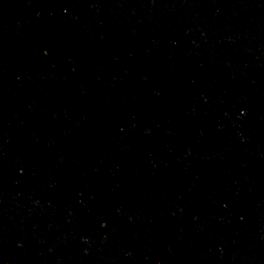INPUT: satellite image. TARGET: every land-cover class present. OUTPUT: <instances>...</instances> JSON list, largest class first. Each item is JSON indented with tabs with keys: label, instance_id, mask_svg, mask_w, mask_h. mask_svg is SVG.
I'll use <instances>...</instances> for the list:
<instances>
[{
	"label": "water",
	"instance_id": "water-1",
	"mask_svg": "<svg viewBox=\"0 0 264 264\" xmlns=\"http://www.w3.org/2000/svg\"><path fill=\"white\" fill-rule=\"evenodd\" d=\"M0 264H264V0H0Z\"/></svg>",
	"mask_w": 264,
	"mask_h": 264
}]
</instances>
